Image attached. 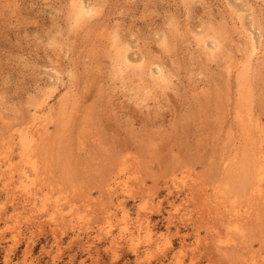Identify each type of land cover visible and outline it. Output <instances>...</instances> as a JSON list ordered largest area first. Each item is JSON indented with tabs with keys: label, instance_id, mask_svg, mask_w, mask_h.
<instances>
[{
	"label": "rangeland",
	"instance_id": "374dc122",
	"mask_svg": "<svg viewBox=\"0 0 264 264\" xmlns=\"http://www.w3.org/2000/svg\"><path fill=\"white\" fill-rule=\"evenodd\" d=\"M0 264H264V0H0Z\"/></svg>",
	"mask_w": 264,
	"mask_h": 264
},
{
	"label": "bare ground",
	"instance_id": "6f19581e",
	"mask_svg": "<svg viewBox=\"0 0 264 264\" xmlns=\"http://www.w3.org/2000/svg\"><path fill=\"white\" fill-rule=\"evenodd\" d=\"M82 7H84L83 5H82ZM83 10V9H82ZM86 10V9H85ZM82 13V12H81ZM85 13V12H84ZM253 40V39H252ZM255 41V40H254ZM253 42V41H252ZM161 77H163V76H161ZM164 78V77H163ZM166 80V79H165ZM39 115V114H38ZM40 117V116H39ZM30 134V133H29ZM177 154V153H176ZM185 157V156H184ZM200 157V156H199ZM204 160V159H203ZM185 161V160H184ZM256 163V162H255ZM174 167V166H173ZM177 167V166H176ZM162 168V167H161ZM14 169V168H13ZM175 169V168H174ZM214 169V168H213ZM173 170V169H172ZM112 171V170H111ZM210 171V170H209ZM122 173V172H121ZM201 176V175H200ZM224 177V176H223ZM108 178H110V177H108ZM175 178V177H174ZM116 179V178H115ZM118 180H119V178H118ZM168 180V179H167ZM43 181V180H42ZM107 181V180H106ZM163 181H165V180H163ZM171 181V180H170ZM194 181V180H193ZM260 181V180H259ZM109 182H110V180H109ZM108 181H107V183H109ZM115 182V181H114ZM118 183H120L119 181H117ZM123 182V181H122ZM125 182V181H124ZM123 182V183H124ZM197 181L195 180V183H196ZM106 183V184H107ZM202 183V182H201ZM125 185H126V187H127V184H126V182L124 183ZM157 184V183H156ZM164 185V184H163ZM197 185V184H196ZM200 185V184H199ZM116 186V185H115ZM120 186V185H119ZM114 187V186H113ZM200 187V186H199ZM116 188V187H115ZM117 188H119V187H117ZM180 188V187H179ZM182 188V187H181ZM180 188V189H181ZM188 188H190V186H188ZM201 188V187H200ZM138 189V188H137ZM154 189H155V187H154ZM176 189V188H175ZM121 190H123L122 188H121ZM151 190V189H150ZM199 190V189H198ZM115 191V190H114ZM193 191V190H192ZM111 192V191H110ZM120 192H122V191H120ZM128 192V191H127ZM196 192V191H195ZM25 193H27V192H25ZM114 194H116L115 192H114ZM144 194V193H143ZM132 195V194H131ZM117 196V195H116ZM195 196V195H194ZM209 196V195H208ZM27 197V196H26ZM133 197V196H132ZM111 198V197H110ZM147 198V197H146ZM195 197H193V199H194ZM227 198V197H226ZM121 199V198H120ZM253 199V198H252ZM192 200V199H191ZM210 200V199H209ZM214 200V199H213ZM112 201V200H111ZM215 201V200H214ZM254 201H255V199H254ZM220 202V201H219ZM112 203H114V202H112ZM186 203V202H185ZM203 203V202H202ZM225 203V202H224ZM184 204V203H183ZM214 204H215V202H214ZM216 204H218V201H217V203ZM121 205V204H120ZM174 205V204H173ZM213 205V204H212ZM219 205V204H218ZM222 205V204H221ZM220 205V206H221ZM223 206V205H222ZM123 207V206H122ZM178 208V207H177ZM240 208V207H239ZM210 209V208H209ZM214 209V208H213ZM229 209H231V208H229ZM217 211V210H216ZM220 211V210H219ZM222 212V211H221ZM246 212V211H245ZM211 213V212H210ZM214 214V213H213ZM237 214V213H236ZM216 215V214H215ZM224 215V214H223ZM246 216V215H245ZM186 217V216H185ZM225 217V216H224ZM223 217V218H224ZM227 217V216H226ZM225 217V218H226ZM236 217H237V215H236ZM240 217V216H239ZM216 218V217H215ZM234 218V217H233ZM230 219V218H229ZM232 219V218H231ZM240 219V218H239ZM220 220H222V222H223V219H220ZM233 221V220H232ZM230 222V221H229ZM244 223V222H243ZM245 223H247V222H245ZM232 224H233V222H232ZM232 224H230V225H232ZM199 228V227H198ZM232 246V245H231ZM231 248V247H230Z\"/></svg>",
	"mask_w": 264,
	"mask_h": 264
}]
</instances>
